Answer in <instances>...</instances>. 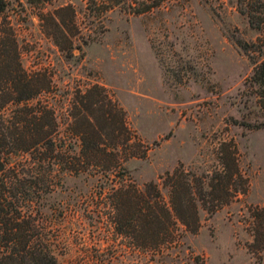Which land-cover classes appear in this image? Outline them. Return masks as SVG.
<instances>
[{
    "label": "rangeland",
    "instance_id": "374dc122",
    "mask_svg": "<svg viewBox=\"0 0 264 264\" xmlns=\"http://www.w3.org/2000/svg\"><path fill=\"white\" fill-rule=\"evenodd\" d=\"M64 2L74 6L81 34L89 36L70 55L41 30L38 2L11 0L22 65L52 74L48 96L59 132L72 91L96 82L149 146L144 157L124 162L135 182L158 180L178 161L197 173L210 171L218 141L231 138L247 186L211 214L199 209L196 232L184 230L172 246L151 254L114 233L95 176L59 171L38 213L33 208L55 258L62 264H264V247L248 246V209L264 204V95L248 79L264 59V21L250 25L238 0H160L140 13L115 5L103 17L86 0H51L42 10ZM67 139L77 150L76 140Z\"/></svg>",
    "mask_w": 264,
    "mask_h": 264
},
{
    "label": "trees",
    "instance_id": "16d2710c",
    "mask_svg": "<svg viewBox=\"0 0 264 264\" xmlns=\"http://www.w3.org/2000/svg\"><path fill=\"white\" fill-rule=\"evenodd\" d=\"M51 0H35L41 30L64 55L80 48L89 36L81 34L70 2L42 10ZM86 0L97 4L103 17L115 5L140 13L160 0ZM252 26L264 21L263 0H238ZM260 14V15H257ZM11 0H0V264H62L53 253L47 231L37 223L43 195L57 184L58 172L93 175L98 192H105L107 215L113 231L131 249L163 250L178 241L182 231L196 232L199 209L211 214L246 190L247 178L239 166L235 142L221 139L215 147V164L197 173L178 161L156 179L141 184L128 175L124 162L144 157L149 146L127 123L124 109L101 84L76 86L67 108L68 120L59 132L54 105L48 93L52 74L44 67L26 69ZM236 43L245 49L239 40ZM264 95V59L248 75ZM74 138L78 148L72 151ZM67 139V140H66ZM156 141H153L155 143ZM249 247H264V204L250 207ZM45 226V225H44Z\"/></svg>",
    "mask_w": 264,
    "mask_h": 264
}]
</instances>
